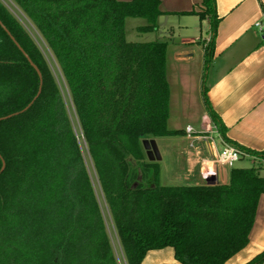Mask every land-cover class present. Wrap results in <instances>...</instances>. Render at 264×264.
Listing matches in <instances>:
<instances>
[{"label":"trees","instance_id":"1","mask_svg":"<svg viewBox=\"0 0 264 264\" xmlns=\"http://www.w3.org/2000/svg\"><path fill=\"white\" fill-rule=\"evenodd\" d=\"M43 38L68 88L103 203L126 264L170 248L176 264H225L248 244L264 179L232 167L226 184L162 186L143 161L146 135L168 130L166 43L126 40L127 18L157 30L159 0H11ZM216 33L215 0H202ZM0 20L42 74L28 109L0 120V264H118L97 192L59 87L22 23L0 1ZM213 41L205 46L204 68ZM39 78L0 26V117L35 97ZM203 101L221 137L238 145ZM264 250L246 264H263Z\"/></svg>","mask_w":264,"mask_h":264},{"label":"crops","instance_id":"2","mask_svg":"<svg viewBox=\"0 0 264 264\" xmlns=\"http://www.w3.org/2000/svg\"><path fill=\"white\" fill-rule=\"evenodd\" d=\"M159 1L163 13L157 17V30L138 33L137 38L145 36V42L158 40L166 43L169 118L177 88L182 92L177 98L186 99L190 104L193 99L190 90L194 89L193 93L198 91L193 85L200 83L202 99L204 86L211 108L225 127L226 138L247 149L264 151V0H215L218 20L214 36L210 17L200 19L198 16L204 9L202 0ZM210 40L213 41L212 58L205 69V46ZM189 104L184 106V113L192 118L193 111ZM203 105L207 115L202 112L201 120L196 121L199 126H192L189 122L184 125L193 128L192 136H188L184 127L173 129L181 133L165 136L166 141L161 140L162 137L156 138L157 145L158 140L163 141L159 150L163 165L161 172L159 168V177L163 178L167 186L204 185L212 181L226 184L229 181L232 167L212 162L222 148L223 141H226L211 122ZM204 125L209 128L212 125L219 138L205 136L208 130ZM198 132H204L206 138L200 139ZM157 147L159 149V145ZM245 158L260 164L248 167H259L258 173L264 179V161L256 157ZM164 250L171 252L170 248ZM263 250L264 194H261L247 246L225 264H246ZM161 261L176 264L173 250Z\"/></svg>","mask_w":264,"mask_h":264},{"label":"rangeland","instance_id":"3","mask_svg":"<svg viewBox=\"0 0 264 264\" xmlns=\"http://www.w3.org/2000/svg\"><path fill=\"white\" fill-rule=\"evenodd\" d=\"M7 8L8 10L22 23V25L24 26V28L28 31V33L31 35L32 39L34 40L35 44L38 46V48L40 49L42 55L44 56V58L46 59L47 65H48V69L49 72L51 73V76L53 77L54 82L56 83V85L59 87L60 92L63 96L65 105H66V109L68 112V116L72 122L73 128H74V132L76 134V138L79 141L81 150L83 152V157L86 160V166H87V170L89 172V176L91 178L93 187L95 189V192H97L98 198H99V203L101 206V210H102V214L104 219L106 220V230L108 232V235L110 237L111 243H112V248L113 251L115 253V257L117 260L118 264H126L125 263V259L123 256V253L121 251V248L119 246L116 234L114 232V229L112 227V224L110 222V219L106 213L105 207L103 205V203L100 201V195H99V186H98V182L96 181V178L94 176V172L92 169V165L89 161L88 158V154L86 151V145L85 142L83 140V135L79 129V126L77 124V118L75 115V111H74V107L71 103L70 97H69V93H68V88L67 85L65 83V80L61 74V71L59 69V66L56 62V60L54 59V57L52 56V54L50 53L49 48L47 47V44L45 43V41L43 40V38L37 33V31L35 30V28L32 26V24L28 21V19L22 14V12L17 8V6L11 1V0H0ZM147 23V21L143 18H127L125 21V28H126V40L130 41V42H135V41H141V42H145L146 38H137L138 33H141L137 30V27L145 25ZM141 36V35H140ZM154 40V39H153ZM204 72V71H203ZM193 86L198 88V91H196L195 93H193L194 89H191ZM190 89V95H192L193 99L190 102L191 107L190 110L193 111V117L189 118L184 112H185V108L184 106H188L189 102L186 101V99L184 100H179L177 97L181 96L182 92L179 89V87L177 88V95L174 96L173 101H172V111H171V117L169 118V110H168V118H167V129L172 131L173 129H184V125L185 123L189 122L191 123V125H196V127H198L199 125L197 124V122L199 120H201V117L203 116L202 112L206 114V111L204 110V105H203V99H202V95L199 92L200 90V83H197L195 85H193ZM194 88V87H193ZM187 92L184 94L186 95ZM189 104V105H190ZM169 108V106H168ZM189 110V111H190ZM197 121V122H196ZM206 125V124H205ZM204 128L207 129V135L205 136H211L210 138L212 139H218L219 138V134L217 131L214 130L213 126L210 125L211 127L209 128L208 126H205ZM172 129V130H171ZM203 130V129H202ZM198 137H200V139L202 138H206L204 136V132H198ZM193 135V133L191 134V136ZM201 135V136H200ZM168 136V135H166ZM161 140H167L165 136H151V135H146L143 137V139H154L156 141V138H161ZM164 137V138H163ZM141 139V144H142V140ZM158 140V145H159V149L160 150V146H162L163 141ZM168 142V141H167ZM170 143V142H169ZM157 145V146H158ZM142 150H143V161H149V162H156V165L158 166V168H160V172L163 168V165L161 164V161L159 160L158 162L156 160L150 161L146 155L145 149L143 148V146L141 145ZM162 149V148H161ZM252 165H260L257 162H253L252 160H248L246 158L240 159L237 162H235L234 166L235 167H244V166H252ZM259 168V167H256ZM162 173H164V170L162 171ZM159 184L162 186H167L166 182L163 180V178H161V176L159 177ZM171 252H166L164 249L162 250H157V251H153L150 252L143 260L142 264H174V263H164L165 261H161L163 259H166L167 257V253L171 254L172 253V249H170ZM260 254V253H259Z\"/></svg>","mask_w":264,"mask_h":264},{"label":"water","instance_id":"4","mask_svg":"<svg viewBox=\"0 0 264 264\" xmlns=\"http://www.w3.org/2000/svg\"><path fill=\"white\" fill-rule=\"evenodd\" d=\"M0 26L5 30V32L9 35V37L11 38V40L14 42V44L17 46V48L22 52V54L24 55V57L27 59V61L29 62V64L32 66V68L36 71L38 78H39V88H38V92L35 95V97L29 102V104L27 106H25L22 110L0 117V120L6 119L11 117L12 115L18 114L20 112L25 111L26 109H28L30 107V105L33 103V101L39 96L40 92H41V85H42V74L40 72V69L37 67V65L30 59V57L28 56V54L23 50V48L19 45V43L15 40V38L11 35V33L8 31V29L5 27V25L1 22L0 20ZM142 146L145 149L146 155L148 157V159L150 161L153 160H160L161 156L157 147V143L154 139H143L142 140ZM5 168V162L3 159H1V168H0V173L4 170ZM209 183H216L215 181L209 182Z\"/></svg>","mask_w":264,"mask_h":264},{"label":"built area","instance_id":"5","mask_svg":"<svg viewBox=\"0 0 264 264\" xmlns=\"http://www.w3.org/2000/svg\"><path fill=\"white\" fill-rule=\"evenodd\" d=\"M255 25L260 27L259 23H256ZM185 131L187 132L188 136L194 132L193 128L189 125L185 127ZM245 157L251 158V159L254 158L242 148H239L235 146L234 144H231L227 141L226 142L223 141L222 148L214 156L212 162L220 166L233 167L235 162ZM205 177L207 179V174L205 175Z\"/></svg>","mask_w":264,"mask_h":264}]
</instances>
